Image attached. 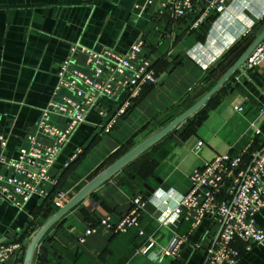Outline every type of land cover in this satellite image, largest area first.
Returning a JSON list of instances; mask_svg holds the SVG:
<instances>
[{
	"label": "crops",
	"instance_id": "obj_1",
	"mask_svg": "<svg viewBox=\"0 0 264 264\" xmlns=\"http://www.w3.org/2000/svg\"><path fill=\"white\" fill-rule=\"evenodd\" d=\"M206 1L198 0L188 14L176 16L147 0H0V131L7 135L5 154L10 158L27 145L41 110L71 96L56 88L58 67L70 46L75 45L76 67L82 69L81 47L125 53L142 36L140 57L157 73L155 83L144 86L122 115L117 110L127 91L96 99L59 150L42 193L22 207L0 200V241L27 245L57 210L53 202L59 193L66 201L198 100L219 78L218 71L209 76V70L248 31L256 36L264 27V0H226L224 12L209 13L198 29L190 30ZM171 64L172 70L158 80ZM263 82L264 58L252 70L235 71L199 110L60 216L40 238L31 264H203L219 221L203 219L197 226L181 218L159 222V200L185 192L190 174L206 158L221 151L237 153L247 145L256 148L263 141L262 98L258 100L253 84ZM236 105L243 109L235 110ZM52 117L59 125L67 122ZM252 124L262 133L254 135ZM198 140L204 145L196 152ZM137 197L144 203L138 227L114 232L100 223L102 218L118 222ZM254 219L264 232V208ZM175 234H186L187 241L175 255L158 261ZM150 239L154 244L143 254ZM234 247L239 251L236 264H264V241L236 239ZM23 251L3 264H22Z\"/></svg>",
	"mask_w": 264,
	"mask_h": 264
},
{
	"label": "built area",
	"instance_id": "obj_2",
	"mask_svg": "<svg viewBox=\"0 0 264 264\" xmlns=\"http://www.w3.org/2000/svg\"><path fill=\"white\" fill-rule=\"evenodd\" d=\"M197 1L147 0L176 16L188 14ZM225 8L226 0H207L190 23L189 29H198L209 13L221 14ZM143 45L144 39L139 36L125 53L110 49L96 52L81 47L82 69L76 67L75 45L70 46L69 53L59 64L56 88H65L71 96H64L62 101H50L41 110L35 130L27 135V145L19 148L16 157L6 156L7 135L0 131V200L22 207L32 195L43 192L45 183L51 181L49 170L59 150L75 128L84 122L87 110L99 96L116 98L127 91V98L117 110V114L122 115L131 99L137 97L144 86L155 83L154 67L140 57ZM262 46L264 41L239 69L249 71L258 65L264 58ZM253 84L258 100L262 98L260 114L264 115V82ZM234 109L241 111L243 108L236 105ZM52 116L66 118L67 122L59 125L53 121ZM252 128L254 135L262 133L258 125L252 124ZM202 146L203 141L198 140L193 149L198 152ZM189 180L188 189L178 197L174 198L170 193L159 200L158 206L162 213L157 221L181 218L197 226L203 219L218 220V236L206 249L203 264H236L239 257V251L234 247L236 239L248 244L264 241V232L255 227L254 219L264 208V138L256 148L247 145L237 153L224 151L215 154L195 168ZM64 201V194L59 193L53 203L58 209ZM170 201L173 203L170 204ZM143 204L142 198L137 197L130 210L118 222L113 224L108 218H102L100 223L114 232L138 227ZM92 231V228L87 229L86 234ZM186 241V234L173 235L156 259L159 261L164 256L175 255ZM153 244L154 240L150 239L142 253L145 254ZM22 250V242H0V264L11 256L21 254Z\"/></svg>",
	"mask_w": 264,
	"mask_h": 264
},
{
	"label": "water",
	"instance_id": "obj_3",
	"mask_svg": "<svg viewBox=\"0 0 264 264\" xmlns=\"http://www.w3.org/2000/svg\"><path fill=\"white\" fill-rule=\"evenodd\" d=\"M262 41H264V27L253 38L250 44L237 57V59L224 71V73L219 77V79L198 100H196L193 104H191L181 113L176 115L174 118L169 120L156 132L150 134L149 136L138 142L136 145H134L125 153H123L119 158H117L111 164L107 165L105 168L99 171L90 180H88L79 190H77V192H75L70 198H68L63 203V205L60 208H58L51 216H49L46 219V221L33 233V235L31 236L29 242L27 243L23 251L22 264H31L35 249L37 247L40 238L45 233V231L60 216H62L66 211L71 209L81 199H83L87 194H89L93 189H95L97 186L102 184L105 180H107L114 173L120 170L128 162L136 158L138 155L143 153L145 150L150 148L155 143H157L163 136H165L167 133L173 130L178 124H180L189 116H191L193 113H195L197 110H199L209 100V98L221 88V86L228 80V78L243 65V63L248 59V57L251 55L254 49ZM172 68L173 65L171 64L170 66H168L165 72L160 74L158 80H160L166 72H170Z\"/></svg>",
	"mask_w": 264,
	"mask_h": 264
},
{
	"label": "trees",
	"instance_id": "obj_4",
	"mask_svg": "<svg viewBox=\"0 0 264 264\" xmlns=\"http://www.w3.org/2000/svg\"><path fill=\"white\" fill-rule=\"evenodd\" d=\"M263 22H264V18L262 20V23ZM254 37L255 34L253 32L248 31L242 38H240L237 42H235L224 54V56L220 59V61L209 70L208 72L209 76L212 75V73L214 74V72L218 71V73L215 74V77L217 76L220 77L224 73V71L237 59V57L250 44V42L253 40ZM190 105H187L186 108H188ZM23 247H24L23 249H25L26 245Z\"/></svg>",
	"mask_w": 264,
	"mask_h": 264
},
{
	"label": "rangeland",
	"instance_id": "obj_5",
	"mask_svg": "<svg viewBox=\"0 0 264 264\" xmlns=\"http://www.w3.org/2000/svg\"><path fill=\"white\" fill-rule=\"evenodd\" d=\"M203 131H204V130H201V132H203ZM205 141H207V140H206V139H204V142H205ZM195 142H196V141H193L192 143L194 144ZM192 143H191V144H192ZM193 144H192V145H193ZM203 145H204V144H203ZM221 152H223V151H221ZM221 152H220V153H221ZM212 156H213V155H212ZM212 156H210V157L206 158V160H209V159H210Z\"/></svg>",
	"mask_w": 264,
	"mask_h": 264
}]
</instances>
